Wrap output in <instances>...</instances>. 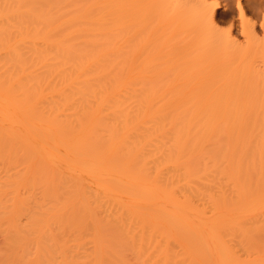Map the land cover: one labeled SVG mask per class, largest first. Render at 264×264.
I'll return each instance as SVG.
<instances>
[{
	"label": "bare ground",
	"instance_id": "obj_1",
	"mask_svg": "<svg viewBox=\"0 0 264 264\" xmlns=\"http://www.w3.org/2000/svg\"><path fill=\"white\" fill-rule=\"evenodd\" d=\"M97 1L0 0V264H127L124 251L136 264H264V71L201 104L188 82L135 65L158 24L174 31L187 11L211 22L221 3L173 1L143 36L95 20ZM26 185L42 202L22 225Z\"/></svg>",
	"mask_w": 264,
	"mask_h": 264
},
{
	"label": "rangeland",
	"instance_id": "obj_2",
	"mask_svg": "<svg viewBox=\"0 0 264 264\" xmlns=\"http://www.w3.org/2000/svg\"><path fill=\"white\" fill-rule=\"evenodd\" d=\"M173 1L176 0H98L94 16L95 20L98 19L107 27L122 29L123 32L129 31L134 26L139 27L138 31L143 35L147 30L146 27L154 24L156 17L159 15L163 17L164 7ZM179 1L188 9L198 7L201 1L220 2L211 21L214 22L215 32L218 36L232 35L237 45L242 47V52L231 54L224 49L220 42L210 37L209 19L193 11H187L183 16L185 19L183 26L170 31L168 24L160 23L151 35L146 36L144 51L140 52L135 61L137 70L141 73L146 70L147 73H152L154 70L166 72V75L162 73L161 79H157L159 83L172 81L176 84H185L188 82L191 94L193 97L196 96L201 104L223 102L225 98L232 95L235 85L238 82L241 83L247 67L252 66L251 68L256 67L264 71V54L255 51L259 42L264 44V0ZM240 16H243L246 22L248 20L247 23L254 25L252 28L255 29L259 41L247 36L251 35V30L240 23L242 18ZM145 24L149 25L145 26ZM141 34L139 33L137 37H141ZM168 73L170 76L167 77ZM160 86L158 84V87ZM4 168L6 169L0 161V176L3 175ZM2 180L1 178L0 181ZM22 192V197L27 200L23 205L25 212L21 215L20 221L24 225L26 211L36 209L42 202V196L40 189L29 185H26ZM3 237V233H0V262L2 252L4 253ZM169 243L174 247L177 245L174 240ZM91 246L86 240L84 247ZM108 247L105 249L110 250ZM123 259L127 264H136L130 251H124Z\"/></svg>",
	"mask_w": 264,
	"mask_h": 264
}]
</instances>
